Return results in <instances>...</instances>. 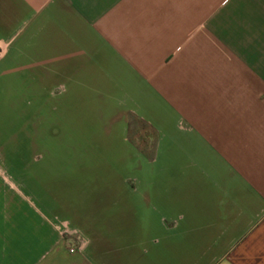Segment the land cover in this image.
I'll return each instance as SVG.
<instances>
[{"label":"crops","instance_id":"crops-1","mask_svg":"<svg viewBox=\"0 0 264 264\" xmlns=\"http://www.w3.org/2000/svg\"><path fill=\"white\" fill-rule=\"evenodd\" d=\"M0 125V264H264V0H0Z\"/></svg>","mask_w":264,"mask_h":264},{"label":"rangeland","instance_id":"rangeland-1","mask_svg":"<svg viewBox=\"0 0 264 264\" xmlns=\"http://www.w3.org/2000/svg\"><path fill=\"white\" fill-rule=\"evenodd\" d=\"M1 128H2V127H1V125H0V130H1ZM2 129H3V128H2ZM8 130H9L8 128L4 127V129H3V131H4V135H6V134L8 133ZM2 133H3V132H2Z\"/></svg>","mask_w":264,"mask_h":264},{"label":"built area","instance_id":"built-area-1","mask_svg":"<svg viewBox=\"0 0 264 264\" xmlns=\"http://www.w3.org/2000/svg\"><path fill=\"white\" fill-rule=\"evenodd\" d=\"M69 250H70V251H72V250H73V248L71 247V248H69Z\"/></svg>","mask_w":264,"mask_h":264}]
</instances>
